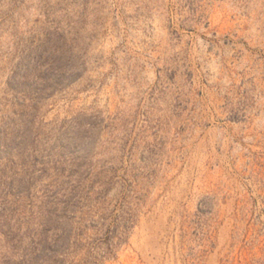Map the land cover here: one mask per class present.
<instances>
[{
  "label": "rangeland",
  "instance_id": "obj_1",
  "mask_svg": "<svg viewBox=\"0 0 264 264\" xmlns=\"http://www.w3.org/2000/svg\"><path fill=\"white\" fill-rule=\"evenodd\" d=\"M0 264H264V0H0Z\"/></svg>",
  "mask_w": 264,
  "mask_h": 264
}]
</instances>
